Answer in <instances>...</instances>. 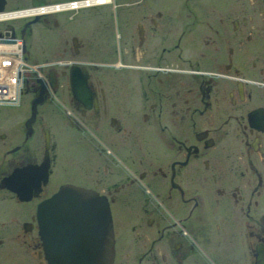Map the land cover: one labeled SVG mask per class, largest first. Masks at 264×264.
<instances>
[{
    "label": "flooded vegetation",
    "instance_id": "1",
    "mask_svg": "<svg viewBox=\"0 0 264 264\" xmlns=\"http://www.w3.org/2000/svg\"><path fill=\"white\" fill-rule=\"evenodd\" d=\"M45 5L19 31L57 65L0 119V264H48L37 209L65 185L108 204L110 264H264V1L4 8Z\"/></svg>",
    "mask_w": 264,
    "mask_h": 264
},
{
    "label": "water",
    "instance_id": "2",
    "mask_svg": "<svg viewBox=\"0 0 264 264\" xmlns=\"http://www.w3.org/2000/svg\"><path fill=\"white\" fill-rule=\"evenodd\" d=\"M4 6L5 0H0V12ZM49 78L53 81V70ZM40 98L33 101V110ZM85 197L91 201L86 203ZM37 212L48 264L111 263L114 248L109 207L95 193L65 185L40 203Z\"/></svg>",
    "mask_w": 264,
    "mask_h": 264
},
{
    "label": "built area",
    "instance_id": "3",
    "mask_svg": "<svg viewBox=\"0 0 264 264\" xmlns=\"http://www.w3.org/2000/svg\"><path fill=\"white\" fill-rule=\"evenodd\" d=\"M2 37L11 38V35L5 32ZM12 40L0 42V105L19 100L25 84L43 76L44 64L28 61L22 39Z\"/></svg>",
    "mask_w": 264,
    "mask_h": 264
},
{
    "label": "rangeland",
    "instance_id": "4",
    "mask_svg": "<svg viewBox=\"0 0 264 264\" xmlns=\"http://www.w3.org/2000/svg\"><path fill=\"white\" fill-rule=\"evenodd\" d=\"M20 8V7H19ZM22 8V7H21ZM9 10L11 9H15L12 8L11 6H8ZM6 9V10H7ZM5 12L2 11V13ZM6 12H14V11H6ZM29 17V16H28ZM4 19H9L8 17H4L1 18L0 20H4ZM28 19L27 16L25 17H16V18H11L8 22H2V23H8V24H13L16 28H17V32H19L20 27L23 25V22ZM0 23V28L3 27V24ZM36 25H34L35 27ZM35 30V29H34ZM35 32V31H34ZM26 42H27V49L29 51V59L31 61H40L42 64H44V66H47L49 63H52V61H48L46 59H51V53H52V49H51V42L49 40H45L44 42H41L38 40L36 33H34V35L32 37H27L26 38ZM46 49V51L44 50ZM31 97L30 93L24 94L23 98L20 95L19 98V103L14 102V103H10L7 105H11V106H16V107H11V106H0V119L1 118H5V117H14L17 115V111L16 110H22L21 109V105H19L20 103L24 104L25 102L29 101ZM19 105V106H18ZM19 115H21V113L19 112Z\"/></svg>",
    "mask_w": 264,
    "mask_h": 264
},
{
    "label": "bare ground",
    "instance_id": "5",
    "mask_svg": "<svg viewBox=\"0 0 264 264\" xmlns=\"http://www.w3.org/2000/svg\"><path fill=\"white\" fill-rule=\"evenodd\" d=\"M5 9V8H4ZM46 8H43V9H41V8H33V9H29V10H19V11H14V12H4V13H2V12H0V19L1 18H4V17H8V18H13V17H18V16H26V15H28V14H36V13H43L44 11H46L45 10ZM51 10V9H50ZM4 11V10H3ZM47 13V12H46ZM28 18V17H27ZM32 18V17H31ZM23 33V32H22ZM26 35V34H25ZM64 62V61H63ZM65 64V63H64ZM71 73H72V70H71ZM46 81V80H45ZM28 83V82H27ZM40 84V83H39ZM38 84V85H39ZM17 103H19V100H17ZM5 105H7V104H5ZM19 105H21V103L19 104ZM18 105V106H19ZM39 105V104H38ZM9 106H11V105H9ZM11 107H16V106H11ZM37 110V109H36ZM35 114H37L36 112H35ZM90 201V200H89Z\"/></svg>",
    "mask_w": 264,
    "mask_h": 264
}]
</instances>
